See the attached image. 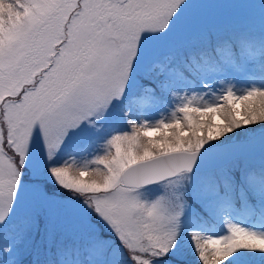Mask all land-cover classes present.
Returning a JSON list of instances; mask_svg holds the SVG:
<instances>
[{
  "label": "snow or ice",
  "instance_id": "obj_1",
  "mask_svg": "<svg viewBox=\"0 0 264 264\" xmlns=\"http://www.w3.org/2000/svg\"><path fill=\"white\" fill-rule=\"evenodd\" d=\"M0 264H264V0H0Z\"/></svg>",
  "mask_w": 264,
  "mask_h": 264
},
{
  "label": "rangeland",
  "instance_id": "obj_2",
  "mask_svg": "<svg viewBox=\"0 0 264 264\" xmlns=\"http://www.w3.org/2000/svg\"><path fill=\"white\" fill-rule=\"evenodd\" d=\"M249 223H251V222H249ZM222 230H223V228H222L221 225H217V226H215V228H214V232H216V233H220Z\"/></svg>",
  "mask_w": 264,
  "mask_h": 264
}]
</instances>
